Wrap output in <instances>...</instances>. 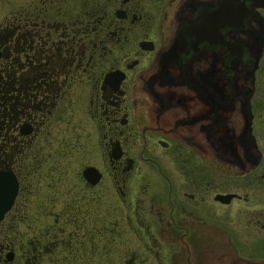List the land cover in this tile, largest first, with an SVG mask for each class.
<instances>
[{
	"label": "flooded vegetation",
	"instance_id": "flooded-vegetation-1",
	"mask_svg": "<svg viewBox=\"0 0 264 264\" xmlns=\"http://www.w3.org/2000/svg\"><path fill=\"white\" fill-rule=\"evenodd\" d=\"M65 158L135 239L90 200L8 235ZM0 172V264H264V0H0Z\"/></svg>",
	"mask_w": 264,
	"mask_h": 264
},
{
	"label": "rangeland",
	"instance_id": "rangeland-1",
	"mask_svg": "<svg viewBox=\"0 0 264 264\" xmlns=\"http://www.w3.org/2000/svg\"><path fill=\"white\" fill-rule=\"evenodd\" d=\"M65 159L63 163V168L66 173L65 180L58 181L56 179L57 176L55 175L51 176L52 178L48 175L44 178L42 174L32 176L31 183L27 184L30 190L29 194L21 192L17 199V203L21 206L20 208H24L23 216L18 219L20 213L16 214L15 211V214L11 217V223H15V228L12 227L7 230L8 235L12 238L23 240L32 235L40 236L41 232L39 231V228L44 226L45 229L47 224L50 226L51 223H57V221L52 220V218L57 217V213L64 209L67 203L71 204L76 212H80L82 204L87 203L90 200L93 202L94 209L97 211L94 216L95 218L93 217L96 219L94 228L97 233V235L93 236L94 239H135L133 234H131L126 228L122 227L121 219L118 221L120 224H118L115 231L112 232V236H102L99 234V227L101 220L104 219L103 217H108L112 220L115 217L113 216L114 212H117L116 216L118 215V201H114V198L117 197L114 196L115 194L113 195L107 192V189L103 187L102 184L94 188L93 192H90L89 189L85 188L81 181L77 182V179H75V175H77V171L80 169V164L77 162H68L67 158ZM46 195L52 198L50 199L51 201L49 200V203L46 199ZM92 195L95 197L93 198ZM112 204L115 205V210L112 209L114 207H112ZM48 206L51 207L52 215H49V217L46 218L45 214L42 213V210L44 211ZM26 225H28V230L32 229L31 232H28V230L27 232L25 231ZM87 226L89 227L88 223ZM110 226L111 224L107 225V227ZM70 228V226L67 227V230ZM106 233L108 234L109 231H106ZM81 234L82 233H80V239H88L89 233L85 232V235Z\"/></svg>",
	"mask_w": 264,
	"mask_h": 264
},
{
	"label": "water",
	"instance_id": "water-1",
	"mask_svg": "<svg viewBox=\"0 0 264 264\" xmlns=\"http://www.w3.org/2000/svg\"><path fill=\"white\" fill-rule=\"evenodd\" d=\"M82 174L91 183H94L99 176L97 172H94V168L91 167L84 168ZM15 192V178L9 173L0 172V219L2 218L3 213L10 207Z\"/></svg>",
	"mask_w": 264,
	"mask_h": 264
}]
</instances>
